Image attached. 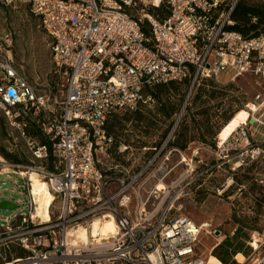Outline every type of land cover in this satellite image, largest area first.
<instances>
[{
  "label": "built area",
  "instance_id": "obj_1",
  "mask_svg": "<svg viewBox=\"0 0 264 264\" xmlns=\"http://www.w3.org/2000/svg\"><path fill=\"white\" fill-rule=\"evenodd\" d=\"M240 1L0 0L5 6L29 5L66 82L53 109L47 92L29 83L12 50L0 43V108L32 156L30 165L0 156V175L24 178L17 185L29 197L21 212V202L10 199L18 209L3 217L0 229V246L13 244L25 255L3 264H210V256L198 249L202 225L177 212V198L169 199L165 180L179 149L166 140L133 169L114 158V151L127 146H118L105 126L115 112L153 102L155 85L191 76L194 87L203 78L220 80L222 73L228 79L244 73L260 78L263 92L249 119L264 124L254 117L264 106V31L248 37L233 29ZM32 121L49 142L29 131ZM247 127L233 131L245 143L239 154L243 165L264 159V143H252ZM51 156L59 161L53 170L45 163ZM33 172L54 194L46 220L37 214ZM256 181L264 185V178ZM111 220V230L94 231L95 222ZM247 246L249 253L243 260L236 254L235 263L264 264V229L253 230Z\"/></svg>",
  "mask_w": 264,
  "mask_h": 264
},
{
  "label": "rangeland",
  "instance_id": "obj_2",
  "mask_svg": "<svg viewBox=\"0 0 264 264\" xmlns=\"http://www.w3.org/2000/svg\"><path fill=\"white\" fill-rule=\"evenodd\" d=\"M0 43L12 50L17 69L29 83L38 91L47 92L51 107L58 108L66 92L65 78L56 72L50 39L29 5L20 2L5 6L0 3ZM214 80L217 85V97L214 99H209L204 90H201L212 88L202 79L194 87L192 82H178L177 89L169 87L168 92L162 96L165 102L170 99L178 103L179 99H183L178 112L169 118L159 112L161 102L156 98L141 106V119L130 111L115 112L114 115H118L121 122V127L117 130L118 146L127 148H123V152L114 151L113 154L123 164L133 169L139 168L153 154L154 146H160L166 140H174L177 132L188 127V147L185 150L177 147L179 151H174L171 155L174 169L165 180L171 188L169 199L177 198V212L190 216L198 224L209 222L210 225L203 228L200 237L199 253L210 256V264H221L223 261L220 263L217 256L221 249L216 252V245L230 238L235 244L244 243L242 251L249 253L247 241L252 231L264 229V185L256 181V178H264V159L258 162L248 161L247 165H243L239 154L245 143L233 133L238 128L240 117H243L249 135L252 134L251 142L264 143V124H252L249 119L252 109L247 107L250 103H257L256 97L262 94L263 88L260 78L252 73H244L234 79H228L222 73L220 80ZM239 107L242 108L238 110ZM230 109L236 113L224 124V115ZM254 117L264 119V106H260ZM207 118L211 120L210 127L213 131L220 130L215 136L208 133L202 123ZM35 126L32 121L29 131L36 129ZM202 132L206 134V141H202ZM35 136L41 142L39 136ZM43 136L46 138L44 134ZM211 142L216 143V146H211ZM1 147L7 148L21 159L20 164H31L32 156L24 138L16 128L10 126L0 108V149ZM0 156L7 163H15L2 153ZM45 163L55 167L59 161L52 156ZM20 169L24 170L23 167L15 168ZM33 176L39 178L36 174ZM24 182L25 179L18 174L0 175V202L11 198L19 200V212L27 211L25 205L29 197L24 188L17 185ZM35 185L46 188L43 183ZM40 201V205H45L44 195L40 196ZM12 214L13 210L0 208V229L5 223L3 217ZM22 251L13 244L0 246V264L19 258L24 255L20 254ZM230 252L233 253V250ZM237 258L243 260V253L239 252ZM235 262V258L231 257L223 263Z\"/></svg>",
  "mask_w": 264,
  "mask_h": 264
},
{
  "label": "trees",
  "instance_id": "obj_3",
  "mask_svg": "<svg viewBox=\"0 0 264 264\" xmlns=\"http://www.w3.org/2000/svg\"><path fill=\"white\" fill-rule=\"evenodd\" d=\"M158 12H161L162 14L165 13L163 10H159ZM232 17L236 21V24L233 26V29L244 34L245 36H248V37L258 36V34L264 31V5L261 2L241 0L240 3L237 5ZM144 29L147 33V36H150V29L148 27V23L144 24ZM191 78H192L191 76L186 77L181 82L190 84L192 82ZM202 80H204L205 83H207L208 85H211L212 87L211 89L201 88L202 91L204 90V94L207 95L209 99H214L215 97H217L216 95L217 90L215 88V86L217 85L215 84V80H212L210 78H203ZM177 85H178V81H170L168 83L155 85L152 89H150V94L152 95V97L158 99L161 102V106L159 107V112L162 113L167 118L172 117L174 114L178 112L179 107H180V102L183 99H179L178 103H176V101L175 102L171 101L170 99H167V102H165L162 96H163V93L166 94V92H168L169 87H173L177 89ZM233 100L237 101V99H233ZM241 108L242 107H239L238 110H240ZM130 112L135 113L140 119L142 118L143 114L141 113V106L138 108V110L130 111ZM235 113L233 110L230 109L228 114L226 113L224 115V121H225L224 124H226L233 117ZM111 116H110L111 118L110 117L108 118L105 129L107 130L108 133L114 136L115 142L118 145L119 140L117 137L118 135L117 130L121 127V122L118 119V115L112 114ZM193 121H195L194 117H193ZM210 122L211 120L207 118L205 121L203 120L202 123L203 125L206 126L207 132L212 133V136H215L216 134H218L220 130L213 131L210 127ZM35 128L36 129H34L31 132L34 135H38L42 143L49 142L48 139H46L43 136V134L38 130V127L35 126ZM205 135L206 134L204 132L200 134L202 141H206ZM215 144L216 143L211 142V146H216ZM169 146L178 147L180 149L185 150V148L188 147V127L177 132L175 139L170 141ZM0 153H2L6 158L15 162V164L22 162L21 159H18V157L13 152H9L7 148L5 147H1ZM46 165L52 170L54 169V167L50 163H47ZM33 190H34V193H39V192H46L47 188H40L38 185L33 184ZM41 208L43 210L45 209L44 207H41ZM243 244L242 243L235 244V241H233L230 238H226L224 241L220 242L218 246L214 247L216 252L219 249H221L219 253L217 252V256H218V259H220V263L222 261L223 262L227 261V259L231 257L234 258V256L238 254L239 252L247 253L246 251H242ZM231 250H233V253L230 252ZM20 254L25 255L23 251Z\"/></svg>",
  "mask_w": 264,
  "mask_h": 264
},
{
  "label": "bare ground",
  "instance_id": "obj_4",
  "mask_svg": "<svg viewBox=\"0 0 264 264\" xmlns=\"http://www.w3.org/2000/svg\"><path fill=\"white\" fill-rule=\"evenodd\" d=\"M250 107V109H252V110H257V109H255L256 108V105L255 104H253V103H250V105H249ZM251 106H253V107H251ZM244 121H245V118H243V117H240V120H239V122H238V127L241 125V124H244ZM1 159H2V157H1ZM4 170H10V167L9 166H7V167H5V169ZM33 174H36L35 172H33V173H31V177H32V180H33V184H39V183H43V184H45L46 185V188H47V191L46 192H39V193H34V190H33V185H32V193L35 195V197H36V200H37V208H38V210H37V214L39 215V216H41L44 220H46V219H48V217H49V205H50V203L53 201V199H54V194H53V192H51L50 190H49V187H48V185H47V183L44 181V180H42L40 177L39 178H35L34 176H33ZM37 175V174H36ZM38 176V175H37ZM163 184L161 183L160 184V188H162L163 186H162ZM41 195H44L45 196V205H40L41 204V201H40V196ZM41 206L43 207V206H45L44 208V210L41 208ZM202 228H204V227H207V226H209L210 224H209V222H207V221H205V222H203L202 224ZM113 226H114V223H113V221L111 220V222L110 221H107V222H105L104 224H99V222H95V225H94V231H96V230H98V229H101V230H103V231H107V230H111L112 228H113ZM78 234H79V236H82V237H84V238H86L85 236H86V232H85V230H83V229H80L79 231H78ZM7 264H12V263H7Z\"/></svg>",
  "mask_w": 264,
  "mask_h": 264
},
{
  "label": "water",
  "instance_id": "obj_5",
  "mask_svg": "<svg viewBox=\"0 0 264 264\" xmlns=\"http://www.w3.org/2000/svg\"><path fill=\"white\" fill-rule=\"evenodd\" d=\"M0 208L11 209L13 211L18 209V204L10 199H4L0 202Z\"/></svg>",
  "mask_w": 264,
  "mask_h": 264
},
{
  "label": "crops",
  "instance_id": "obj_6",
  "mask_svg": "<svg viewBox=\"0 0 264 264\" xmlns=\"http://www.w3.org/2000/svg\"><path fill=\"white\" fill-rule=\"evenodd\" d=\"M217 246V245H216Z\"/></svg>",
  "mask_w": 264,
  "mask_h": 264
}]
</instances>
